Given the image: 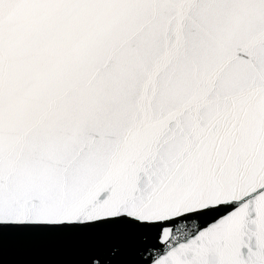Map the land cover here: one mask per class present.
Masks as SVG:
<instances>
[{
	"label": "snow or ice",
	"instance_id": "obj_1",
	"mask_svg": "<svg viewBox=\"0 0 264 264\" xmlns=\"http://www.w3.org/2000/svg\"><path fill=\"white\" fill-rule=\"evenodd\" d=\"M74 264H264V0H0V238Z\"/></svg>",
	"mask_w": 264,
	"mask_h": 264
},
{
	"label": "water",
	"instance_id": "obj_2",
	"mask_svg": "<svg viewBox=\"0 0 264 264\" xmlns=\"http://www.w3.org/2000/svg\"><path fill=\"white\" fill-rule=\"evenodd\" d=\"M76 260L68 238L14 232L0 238V264H74Z\"/></svg>",
	"mask_w": 264,
	"mask_h": 264
}]
</instances>
